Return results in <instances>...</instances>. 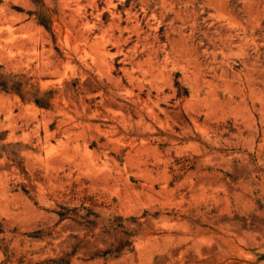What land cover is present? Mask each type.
Instances as JSON below:
<instances>
[{
    "label": "rangeland",
    "instance_id": "1",
    "mask_svg": "<svg viewBox=\"0 0 264 264\" xmlns=\"http://www.w3.org/2000/svg\"><path fill=\"white\" fill-rule=\"evenodd\" d=\"M0 264H264V0H0Z\"/></svg>",
    "mask_w": 264,
    "mask_h": 264
}]
</instances>
